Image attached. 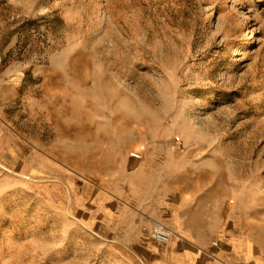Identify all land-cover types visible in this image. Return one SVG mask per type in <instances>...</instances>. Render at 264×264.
I'll return each mask as SVG.
<instances>
[{
  "label": "rangeland",
  "instance_id": "374dc122",
  "mask_svg": "<svg viewBox=\"0 0 264 264\" xmlns=\"http://www.w3.org/2000/svg\"><path fill=\"white\" fill-rule=\"evenodd\" d=\"M170 187L264 231V0H0V264H152Z\"/></svg>",
  "mask_w": 264,
  "mask_h": 264
},
{
  "label": "crops",
  "instance_id": "0c3cea01",
  "mask_svg": "<svg viewBox=\"0 0 264 264\" xmlns=\"http://www.w3.org/2000/svg\"><path fill=\"white\" fill-rule=\"evenodd\" d=\"M147 181L156 182L144 179V185ZM137 182L140 179L130 180L129 192L134 197ZM180 192L179 188L166 189L171 206L157 213V221L178 233L179 238L162 243L151 238L138 239L130 231L131 246L149 250L150 263L264 264V231L250 223L248 200L241 193H235L230 205L227 196L217 197L215 191L195 198ZM125 222L135 226L134 217L129 216Z\"/></svg>",
  "mask_w": 264,
  "mask_h": 264
},
{
  "label": "built area",
  "instance_id": "2783aa9c",
  "mask_svg": "<svg viewBox=\"0 0 264 264\" xmlns=\"http://www.w3.org/2000/svg\"><path fill=\"white\" fill-rule=\"evenodd\" d=\"M175 143H176V144H179V141L176 140ZM132 156H134V157H136V158L141 157V155H140L139 153H137V152H133V153H132Z\"/></svg>",
  "mask_w": 264,
  "mask_h": 264
},
{
  "label": "bare ground",
  "instance_id": "6f19581e",
  "mask_svg": "<svg viewBox=\"0 0 264 264\" xmlns=\"http://www.w3.org/2000/svg\"><path fill=\"white\" fill-rule=\"evenodd\" d=\"M162 237H166L165 235H163L162 233H160Z\"/></svg>",
  "mask_w": 264,
  "mask_h": 264
}]
</instances>
